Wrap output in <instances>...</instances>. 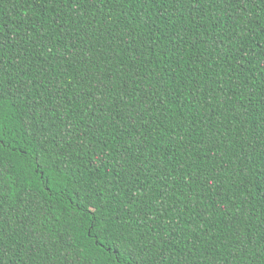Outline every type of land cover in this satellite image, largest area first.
Returning <instances> with one entry per match:
<instances>
[{
    "label": "trees",
    "instance_id": "obj_1",
    "mask_svg": "<svg viewBox=\"0 0 264 264\" xmlns=\"http://www.w3.org/2000/svg\"><path fill=\"white\" fill-rule=\"evenodd\" d=\"M0 264H264V0H0Z\"/></svg>",
    "mask_w": 264,
    "mask_h": 264
},
{
    "label": "snow or ice",
    "instance_id": "obj_2",
    "mask_svg": "<svg viewBox=\"0 0 264 264\" xmlns=\"http://www.w3.org/2000/svg\"><path fill=\"white\" fill-rule=\"evenodd\" d=\"M0 109H2V105H0Z\"/></svg>",
    "mask_w": 264,
    "mask_h": 264
}]
</instances>
